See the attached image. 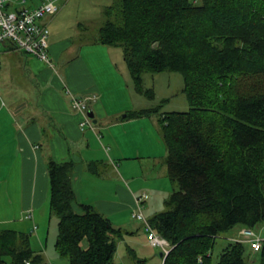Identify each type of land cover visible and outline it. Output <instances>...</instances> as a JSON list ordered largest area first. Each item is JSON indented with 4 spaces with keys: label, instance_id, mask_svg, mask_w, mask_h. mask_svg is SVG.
<instances>
[{
    "label": "trees",
    "instance_id": "16d2710c",
    "mask_svg": "<svg viewBox=\"0 0 264 264\" xmlns=\"http://www.w3.org/2000/svg\"><path fill=\"white\" fill-rule=\"evenodd\" d=\"M102 10L95 42L121 49L135 91L153 99L143 74L177 72L189 104L184 111L157 103L126 112L157 117L176 184L167 209L148 218L170 245L162 264H246L250 242L239 232L215 263L212 256L217 237L233 226H264V0H118ZM73 167L47 165L49 210L58 219L54 247L67 264H116L122 231L91 205L74 208ZM249 247L264 264V240L258 250ZM6 256L19 264L44 258L16 221L0 226V264ZM130 257L146 264L135 252Z\"/></svg>",
    "mask_w": 264,
    "mask_h": 264
},
{
    "label": "crops",
    "instance_id": "0c3cea01",
    "mask_svg": "<svg viewBox=\"0 0 264 264\" xmlns=\"http://www.w3.org/2000/svg\"><path fill=\"white\" fill-rule=\"evenodd\" d=\"M11 3L9 8L19 6L18 0ZM68 8L66 3L59 4L55 14L42 19L50 29L49 54L59 62V69L35 56L24 60L22 67L7 68V56L0 58V94L5 102L0 107V226L13 221L29 226L27 231L38 235L40 249L35 251L44 255L42 264L50 263L39 233L48 231L52 222L50 160L74 163V208L93 206L126 237L139 232L131 215L135 197L147 192V208L148 200L150 205L151 199H164L176 187L167 175V150L157 138V117L126 116L131 109L127 107V70L119 63L122 56L114 50L84 51L69 32L79 21H69ZM11 52L17 53L8 43L1 45L2 54ZM73 96L87 97L85 112L73 106ZM86 112L92 113L91 125L82 123ZM159 156L164 157L160 165ZM127 250L129 256L139 254L130 245ZM125 257L114 262L133 264Z\"/></svg>",
    "mask_w": 264,
    "mask_h": 264
},
{
    "label": "rangeland",
    "instance_id": "374dc122",
    "mask_svg": "<svg viewBox=\"0 0 264 264\" xmlns=\"http://www.w3.org/2000/svg\"><path fill=\"white\" fill-rule=\"evenodd\" d=\"M39 1L40 0H25V2H20L18 0L19 6H21L22 4L37 5ZM114 1H118V0H67V2L65 0H62L60 2V4L66 3L69 6L68 8L69 10L67 14L68 19H70L69 21L71 20L75 21L76 19H78L77 21H79L75 26H71L68 29L70 30L69 32H72L73 34L72 37L73 40L77 42L78 45L81 44L84 51L92 50L94 53H97L98 51L100 52L107 51L108 53L109 50H114V52L118 54V57L119 58L121 57V49L119 48L111 49L108 46L95 42L98 36V28L103 20L102 9L105 5L111 4ZM91 45L93 49L90 47ZM4 56H7V62H6L7 68H15L17 66L22 67L24 60L26 61L34 58V56L32 57V55L30 54L21 53V52H17V53L11 52V54L10 53L0 54V58ZM49 56L51 58V63L54 65V68L59 69V62L55 58H52L51 55ZM119 63H121L120 66H126L123 60L122 61L120 60ZM122 68H125V70H127V107H129L128 109L148 107L151 105H155L157 103H162V111H172V110L184 111L189 108V104L185 98V95L181 91L183 83H182V77L179 73L169 72V71H163L159 73H150V72L144 73L143 86L145 88H152L154 91V98L149 99L147 96L143 95L142 93L135 91L133 81L131 79L128 69H126V67H122ZM116 70L118 71L117 68ZM125 95L126 94L123 91L122 96ZM165 98L168 100H166L165 102L162 101ZM124 100L126 101V99ZM157 138L161 140L163 148L166 150V146L162 141L161 134L159 132L157 134ZM156 147L157 149H159L158 148L159 145L158 146L156 145ZM158 161H159V165L163 164L164 157L159 156ZM165 163H166V158H165ZM164 199L163 197H156L154 200L151 199L150 205L148 200V202L146 203L147 208H144V204H143L142 211L146 216V218H149L155 212H159L167 209V206H165L164 203ZM148 209H151V212H149ZM51 217H52L51 227L48 226V231H46L47 229L46 223L43 224V227L46 229L42 231L40 230L41 232L38 231L39 233H42L40 235L42 237V240L45 242L44 254L50 257V263L53 262V264L54 263L63 264V261L68 263L65 258L59 257L54 247V243L57 235L58 219L56 216L52 214ZM134 220H136V218ZM136 222L138 223L139 232H137L136 230L133 232V234H127V237L125 235H122V237L118 239L117 250L114 256V261L116 260L122 262V259L125 256H127L125 257V260L126 259L129 261L131 260L130 262H132V259L128 254V250L126 252V246L130 245L132 246V248L137 249L139 253L138 255H142L141 257L145 256L146 264H162V256L160 255V252H162V250L159 247L150 245V243L147 240L145 225H143V223H141L139 220H137ZM34 225L32 224L33 228ZM260 227L261 225L257 226L255 228L256 231H259ZM240 228L241 225L237 224L228 231L221 233L217 237L216 244L214 246L213 256H212L213 263H215L216 260L218 259L219 253L221 252L223 245L226 244L227 241L229 240V237L237 235ZM27 230L30 231L29 226ZM29 233H30L31 247L34 250L37 248L40 249L39 241L37 238L38 235L35 233L31 234V232ZM130 240L135 242H131ZM6 260H7V264H19V263H13L9 256H6ZM245 260H246V264H259L258 254L253 250H251L248 245L245 253ZM37 264H42V263H37Z\"/></svg>",
    "mask_w": 264,
    "mask_h": 264
},
{
    "label": "built area",
    "instance_id": "2783aa9c",
    "mask_svg": "<svg viewBox=\"0 0 264 264\" xmlns=\"http://www.w3.org/2000/svg\"><path fill=\"white\" fill-rule=\"evenodd\" d=\"M19 1L25 2V0ZM61 1L41 0L36 6L22 4L21 6L9 8V5L12 4L11 0H0V44L11 41L17 49L34 55L45 61L49 66H52L48 53L50 29L46 23L42 22V19L47 15L55 14ZM86 99L87 97L73 96L72 104L79 111L85 112ZM2 106H5V102L0 94V107ZM87 113L84 114L82 123L87 122L91 125ZM147 199V192H142L136 196L131 215L145 225L147 240L150 245L159 247L165 255L170 249L169 242L152 228L148 218L142 211L143 204ZM239 233L241 234V240L249 241L254 250H258L264 240V226L260 228L259 232L243 227L239 230ZM25 263L30 264V261L25 260Z\"/></svg>",
    "mask_w": 264,
    "mask_h": 264
},
{
    "label": "water",
    "instance_id": "95a60500",
    "mask_svg": "<svg viewBox=\"0 0 264 264\" xmlns=\"http://www.w3.org/2000/svg\"><path fill=\"white\" fill-rule=\"evenodd\" d=\"M87 114H88V117H89V118H91V117H92V113H91V112H88ZM162 254H163V253H162V252H160V255H161V256H162Z\"/></svg>",
    "mask_w": 264,
    "mask_h": 264
},
{
    "label": "bare ground",
    "instance_id": "6f19581e",
    "mask_svg": "<svg viewBox=\"0 0 264 264\" xmlns=\"http://www.w3.org/2000/svg\"><path fill=\"white\" fill-rule=\"evenodd\" d=\"M232 240V239H231ZM263 242V241H262ZM250 246V245H249Z\"/></svg>",
    "mask_w": 264,
    "mask_h": 264
}]
</instances>
